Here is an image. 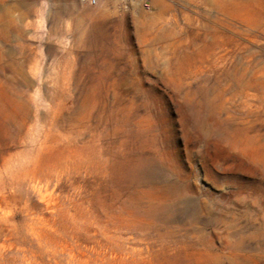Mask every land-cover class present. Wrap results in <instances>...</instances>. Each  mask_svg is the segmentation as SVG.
<instances>
[{
	"label": "rangeland",
	"instance_id": "374dc122",
	"mask_svg": "<svg viewBox=\"0 0 264 264\" xmlns=\"http://www.w3.org/2000/svg\"><path fill=\"white\" fill-rule=\"evenodd\" d=\"M0 0V264H264V0Z\"/></svg>",
	"mask_w": 264,
	"mask_h": 264
},
{
	"label": "built area",
	"instance_id": "2783aa9c",
	"mask_svg": "<svg viewBox=\"0 0 264 264\" xmlns=\"http://www.w3.org/2000/svg\"><path fill=\"white\" fill-rule=\"evenodd\" d=\"M93 3L95 4V3H96V1H95V0H93Z\"/></svg>",
	"mask_w": 264,
	"mask_h": 264
}]
</instances>
